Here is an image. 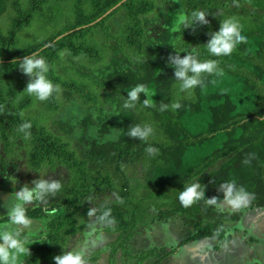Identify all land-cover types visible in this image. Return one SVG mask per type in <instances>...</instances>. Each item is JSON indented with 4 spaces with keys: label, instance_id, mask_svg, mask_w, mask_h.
<instances>
[{
    "label": "trees",
    "instance_id": "obj_1",
    "mask_svg": "<svg viewBox=\"0 0 264 264\" xmlns=\"http://www.w3.org/2000/svg\"><path fill=\"white\" fill-rule=\"evenodd\" d=\"M121 1L105 0V6L99 14L82 25L96 21ZM167 1L126 0L106 16L123 14L119 20L122 36L114 40L111 58L102 67L103 71L100 70V89L110 90L127 99V89L143 83L154 92L150 98L153 106L144 107L142 101L149 97L140 93L133 108L121 107L117 116L121 121L120 129L113 138L107 135L111 133L110 127L115 122L106 118L103 110L98 113L99 118H103L99 119L100 123L93 121L89 112L84 115L81 125L85 134L82 137L91 143L87 157H81L72 148L69 139L52 133L31 119L22 118L20 112L31 106V100L24 98L16 105L15 98L21 87L16 85L3 92L0 83V113L6 114L9 123L17 131L11 135L32 142L24 156L29 176L25 185L32 187L33 181L40 179L44 172L55 171L58 167L65 169L68 177L56 193L62 198L58 201L53 199L46 209L37 205L41 201H33L31 203L36 206L25 210L30 219L47 218L49 212L55 209L64 208L65 212L48 221L46 239L29 249L23 264H39L42 256L46 257L47 264H55L52 257L63 254L69 237L97 224H111L108 230L121 233L120 240L124 242L133 236L139 222L152 224L155 219L168 220L175 214L185 216L187 225L195 228L191 239L217 237L220 241L231 240V235H226L224 224L239 221L243 213L216 210L215 204L223 201L222 182L234 181L237 187H243L250 194V211L264 208V29L248 31L241 28L246 40L237 44L229 55L214 57L205 46L214 33V19L206 23L210 32L204 28L202 30L200 23L192 30L182 29V32L190 33L187 38L181 39L170 30L171 8L165 17L168 29L157 38L149 37L146 33L149 17H155L160 3L165 4ZM178 2L185 7L186 13L203 7L193 5L192 0ZM245 2L264 13V0ZM204 7V11L215 12L210 6L209 9ZM28 17L25 15L16 20L7 42L14 41L15 29L27 22ZM122 23H125L123 30ZM78 31L81 29L68 36ZM172 35H175L174 39ZM58 42V39L53 38L44 44L30 45L10 57L0 56V80L5 69L18 64L25 56L36 53L48 59L51 54L49 51ZM170 43L185 49L178 51ZM191 44L196 46L198 59L216 60L222 75L202 73L203 88L196 86L189 93L179 90V82L173 76L174 66L168 61L172 56L183 57L189 53ZM57 96L59 94L55 92L47 101H52L54 105ZM173 103H179V107L173 109ZM101 104L87 106L97 110ZM161 105L167 107L161 110ZM24 121L31 123L27 139L18 131L19 124ZM135 124L151 125L153 134L146 141L128 136V129ZM93 125L96 126L95 133L91 130ZM149 146L156 149L152 155L146 151ZM3 161L0 160V200L13 193L5 174L8 164L3 165ZM215 164L218 165L217 169L210 172L209 169ZM135 165H141L145 179L142 196L136 195L137 187L128 175V170ZM191 182L200 186L203 198L183 207L177 199V193ZM64 186L67 188L66 193L63 192ZM101 192H109L114 198L94 203L93 206L87 205L91 196ZM211 199L216 203L207 202ZM151 206L158 212L148 220ZM90 209L96 211L90 215ZM105 209L111 210L112 223L98 219Z\"/></svg>",
    "mask_w": 264,
    "mask_h": 264
},
{
    "label": "rangeland",
    "instance_id": "obj_2",
    "mask_svg": "<svg viewBox=\"0 0 264 264\" xmlns=\"http://www.w3.org/2000/svg\"><path fill=\"white\" fill-rule=\"evenodd\" d=\"M192 1L193 5L203 6L200 9H204V6H206L208 9L212 7V10H215L214 13H209L208 10L205 13L207 21L214 19V25L212 26L214 32L219 28L220 19L225 17H236L241 28L248 31L250 29H264V13H260L259 8L250 6L248 2L244 3V0ZM252 1L254 2V0ZM171 3L170 0L165 4L160 3L157 10L158 14L155 17L153 15L149 17L150 24H148L147 31L150 32V37L155 38L158 31H162V28H164L165 17L168 15V10L171 9ZM179 5L180 7L183 6L181 2ZM104 6L105 0H0L1 57H10L30 45L44 44L53 38L59 40L55 48L49 51L51 52L50 57L45 58L49 65L48 78L54 84L59 85L57 91L59 96L56 98V104L53 105V102L47 101V99L38 100L35 96H30L23 90L31 77L24 74L17 67V64L5 69V73H3L0 80L4 89L3 92L16 85L21 87L15 98L16 105L24 98L31 100V106L20 112L22 118L31 119L38 124H42L45 129L52 133L69 139L72 142V148L81 157L88 156L91 146L89 140L82 137L85 134V132H82V117L90 113L93 121L100 123L99 119L103 118H99L98 113L99 110H103L106 118H111L115 122L112 124L113 127H110L111 133L107 135L108 138H113L116 136L117 130L120 129L119 123L121 121L117 116L124 100H126V98L119 97L110 90L100 89L102 82L100 70L103 71L102 67L111 58L113 44H115L114 40H118L122 36L119 20L123 17V14L106 17L103 21H94L89 25H82L95 18ZM25 15L29 16L27 22L15 29L14 41L7 42L16 20L24 18ZM197 25H200L199 21L189 24L187 28L192 30ZM123 26H125V23L121 25L122 30ZM214 27L216 28L214 29ZM202 28L210 32L209 25L201 24ZM79 29L81 31L68 36L69 33ZM183 29L186 30V28ZM184 33L181 39L187 38L190 32L188 34ZM64 36L67 37L62 39ZM188 52L196 54V46L191 44ZM222 85L226 84L222 83ZM94 104H101V108L97 110L88 108L89 105ZM57 106L59 107L55 109ZM91 130L95 133L96 126H91ZM12 132L16 133L17 131L9 123L6 114L0 113V160H4L3 165L8 164L5 174L9 182V188L13 189V193L9 194L6 199L0 200V224L7 223V220L3 219L7 218L8 207L15 193L26 186V179L29 177L24 165V156L26 155V148L32 146V142L30 139L22 141L20 137L11 135ZM3 156L5 157L3 158ZM217 167V164L213 165L209 169L210 172L216 170ZM128 175L137 187L136 195L142 196L145 179L141 165L131 167L128 170ZM40 179L59 180L64 183L68 180L67 171L58 167L55 171L44 172ZM66 191L67 188L65 187L63 192L66 193ZM59 198H62V195L56 193L48 195L37 205L46 209L52 204L53 199L58 201ZM109 198H114V196L109 192H101L91 196V199L87 201V205L93 206L94 203ZM159 202H162V200ZM34 206L36 204L31 202L24 205L25 210ZM215 206L217 211L233 213L244 211L246 205L237 209H232L223 203L215 204ZM64 212V208L55 209L49 212L47 218L31 219L32 224L29 227L32 231L26 235L24 241L28 244V250L46 239L48 221L56 215L64 214ZM157 212L158 210L151 206L148 210V220ZM245 213L248 212L245 211ZM249 214L251 216H243L240 222L224 224V228L232 232L231 240L243 245L235 248L234 246L230 247L237 250L239 255L241 251H244V222L247 225L252 223L255 232H257L256 235L262 237V241H264V209H254ZM91 218L93 217L91 216ZM111 226L107 223L97 224L72 235L68 238L62 252L83 247L86 264H178L179 260L176 258L184 253L187 254L186 256L190 255L193 258H205L212 253L216 254V252L221 255L223 251L221 249L223 243H225L219 242L220 245L218 244L215 248L213 238L191 239L190 236L196 230L194 227L187 225L185 216L180 214H175L168 220L155 219L152 224L139 222L135 227L133 236L124 242L120 240L121 233H111L108 230ZM20 227L23 236L29 229ZM188 246L190 250L188 249L189 251L186 252ZM180 249L181 251H179ZM168 252L172 253L165 256ZM23 259L24 256L22 257V264ZM159 259L161 260L158 261ZM255 260L257 258L252 257L250 264H253ZM39 264H47L45 256L39 259ZM235 264L239 263L235 261Z\"/></svg>",
    "mask_w": 264,
    "mask_h": 264
},
{
    "label": "clouds",
    "instance_id": "obj_3",
    "mask_svg": "<svg viewBox=\"0 0 264 264\" xmlns=\"http://www.w3.org/2000/svg\"><path fill=\"white\" fill-rule=\"evenodd\" d=\"M204 10H194L186 13L181 10L177 12L172 30L181 31L182 28H187L189 24L199 21L201 24H206ZM246 40V37L241 34V25L236 17H225L220 19L219 28L211 34V38L205 43L208 53L211 56H227L234 47ZM178 51L184 50L183 47H178L175 43H170ZM168 63L174 66L173 76L179 82V90L181 92H189L196 86L203 88L201 79L202 73L222 75L221 70L217 67V61L214 59L200 60L195 53L185 54L183 57L179 55L169 58ZM17 64V63H16ZM17 67L31 79L24 87V91L35 96L38 100H46L50 95L59 90V85L54 84L47 76L49 65L43 57L33 53L31 56H25L19 61ZM188 73H191L189 75ZM145 93L149 98L144 99L142 104L144 107H151L150 97L154 94L145 84L137 83L135 86L127 89V99L124 100L122 107L125 109L133 108L137 102L138 94ZM167 105H161L163 110ZM173 109L179 107V103L171 105ZM31 123L24 121L19 124L18 131L24 139L30 135L29 129ZM153 134V128L149 124H135L128 129L127 135L135 137L139 140L146 141ZM146 151L149 155L155 153L156 149L147 147ZM46 167V166H45ZM223 191V204L230 206L232 209H237L245 206L242 212L249 211L248 200L250 194L243 187H237L234 181L221 183ZM61 190V182L59 180L36 179L33 181V186H24L17 191L8 207L7 223L0 224V264H22V257L29 254L28 247L24 241L27 234L31 233V219L25 213L24 205L33 202L44 200L48 195L55 194ZM203 198L200 186L197 183L191 182L186 184L181 191L177 193V199L183 207L190 206L193 202ZM208 203L215 204L214 199L207 200ZM259 209V208H256ZM262 209V208H260ZM96 209H90L91 215ZM110 209L103 210L98 217L99 220H108L112 223ZM232 213V212H230ZM235 213V212H233ZM243 218V217H242ZM241 218V219H242ZM239 221L236 222H240ZM232 223V222H231ZM22 226L24 229H29L24 235H21ZM229 231V230H227ZM226 231V232H227ZM232 233V232H231ZM231 233L229 235H231ZM213 238V237H212ZM232 238V235H231ZM55 264H86L85 250L83 247L64 252L61 255L53 256ZM254 264H264V260L257 259Z\"/></svg>",
    "mask_w": 264,
    "mask_h": 264
},
{
    "label": "crops",
    "instance_id": "obj_4",
    "mask_svg": "<svg viewBox=\"0 0 264 264\" xmlns=\"http://www.w3.org/2000/svg\"><path fill=\"white\" fill-rule=\"evenodd\" d=\"M220 203H217V205H219ZM247 212L248 213L244 212V217H248L250 215L249 212L251 211L249 210ZM228 232H231V230L226 232L227 236L230 234V233L227 234ZM256 233L257 232H255L252 223L247 225L244 222V251H241L240 255L238 254L237 250H235L234 248L237 246H243L242 244H240L235 240L220 241L218 240L217 237H214L213 240L211 239L214 243V247L217 246L218 244L220 245L221 242H225L223 243L221 249L223 250L221 255H218V252H216V254L212 253L211 255H208L205 258L202 257L193 258L190 257V255L186 256L187 254L184 253L182 255H179L176 259L179 260L178 264H235V261H237L239 264H250L252 257H256L257 259L259 257V259L264 260V244H263L264 241H262L263 238L257 236ZM231 246H234V248H230ZM188 249L189 246L186 252L190 250ZM179 251H181V249Z\"/></svg>",
    "mask_w": 264,
    "mask_h": 264
},
{
    "label": "flooded vegetation",
    "instance_id": "obj_5",
    "mask_svg": "<svg viewBox=\"0 0 264 264\" xmlns=\"http://www.w3.org/2000/svg\"><path fill=\"white\" fill-rule=\"evenodd\" d=\"M172 3H171V8H172V21H171V28H170V30H171V32L172 33H176L175 35L176 36H178L179 38H181V36H183V32H182V29H181V31L179 32V31H173L172 30V26H173V23H174V20H175V17H176V15H177V12H179V11H181V10H183V11H185V9H184V7L183 6H181L180 7V5H179V2H178V0H170ZM186 12V11H185ZM148 27V26H147ZM168 29V26H167V24L165 23V26H164V28H162V31H158V34H157V36L155 37V38H157L158 36H160L161 35V33L163 32V31H165V30H167ZM148 35L150 34V32L149 31H147L146 32ZM175 35H172L171 36V38L172 39H174L175 37ZM150 37V36H149ZM150 38H152V37H150ZM188 54V53H187ZM159 68H160V66H159ZM264 209V208H263ZM262 209V210H263Z\"/></svg>",
    "mask_w": 264,
    "mask_h": 264
},
{
    "label": "water",
    "instance_id": "obj_6",
    "mask_svg": "<svg viewBox=\"0 0 264 264\" xmlns=\"http://www.w3.org/2000/svg\"><path fill=\"white\" fill-rule=\"evenodd\" d=\"M124 1L126 0H122L120 3H118L115 7H113L112 9H110L109 11H107L104 15H102L100 18H98L95 22H98L100 20H102L104 17H106L108 14H110L114 9H116L117 7H119ZM231 232H228L227 234H229Z\"/></svg>",
    "mask_w": 264,
    "mask_h": 264
},
{
    "label": "bare ground",
    "instance_id": "obj_7",
    "mask_svg": "<svg viewBox=\"0 0 264 264\" xmlns=\"http://www.w3.org/2000/svg\"><path fill=\"white\" fill-rule=\"evenodd\" d=\"M186 250V249H185Z\"/></svg>",
    "mask_w": 264,
    "mask_h": 264
}]
</instances>
